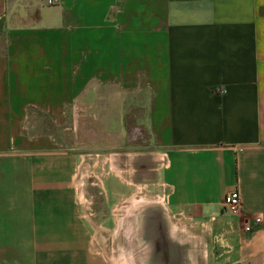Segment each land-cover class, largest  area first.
I'll list each match as a JSON object with an SVG mask.
<instances>
[{
	"label": "crops",
	"instance_id": "0c3cea01",
	"mask_svg": "<svg viewBox=\"0 0 264 264\" xmlns=\"http://www.w3.org/2000/svg\"><path fill=\"white\" fill-rule=\"evenodd\" d=\"M172 241L264 264V0H0V264H172Z\"/></svg>",
	"mask_w": 264,
	"mask_h": 264
},
{
	"label": "rangeland",
	"instance_id": "374dc122",
	"mask_svg": "<svg viewBox=\"0 0 264 264\" xmlns=\"http://www.w3.org/2000/svg\"><path fill=\"white\" fill-rule=\"evenodd\" d=\"M129 131H130V136H136V133L135 132L132 133L131 129H129ZM147 202H153V201H152V199H149ZM151 204L147 203L145 205L146 207L144 208V214L143 215L147 216L148 220H151V224H153V229L158 230V232H157V233H159L158 237H160L162 240H164V235L166 233V226L164 224V219H163V217H164L163 209L159 204L155 203V201H154V203H151ZM172 222H177V221L172 218ZM164 243H167V242L164 241ZM168 251L172 252V264H176L177 263L176 259H178L179 262L182 261V254L185 251V247L183 245H179V244L175 243L174 241H172L171 250L169 248ZM120 253H119V255H120Z\"/></svg>",
	"mask_w": 264,
	"mask_h": 264
},
{
	"label": "built area",
	"instance_id": "2783aa9c",
	"mask_svg": "<svg viewBox=\"0 0 264 264\" xmlns=\"http://www.w3.org/2000/svg\"><path fill=\"white\" fill-rule=\"evenodd\" d=\"M46 6H53L56 3V0H43ZM223 209L230 215H239L241 213V202L240 197L237 191H232L227 193L223 198ZM261 218L255 216L252 218L251 222H245L243 226V232L245 234H250L257 228L261 226Z\"/></svg>",
	"mask_w": 264,
	"mask_h": 264
},
{
	"label": "bare ground",
	"instance_id": "6f19581e",
	"mask_svg": "<svg viewBox=\"0 0 264 264\" xmlns=\"http://www.w3.org/2000/svg\"><path fill=\"white\" fill-rule=\"evenodd\" d=\"M148 203H149V202H148ZM151 203H152V202H151ZM151 203H150V204H151ZM151 205H152V204H151ZM136 208H137V207H136ZM136 208H135V209H136ZM151 208H152V207H151ZM135 209H134V210H135ZM150 210H151V209H150ZM135 211H136V210H135ZM164 212H165V211H164ZM162 213H163V212H162ZM142 215H143V214H142ZM165 216H166V215H165ZM149 221H150V220H149ZM122 223H123V222H122ZM148 225H149V224H148ZM172 229H174V226H172ZM147 235H148V234H147ZM119 256H123V255L120 253Z\"/></svg>",
	"mask_w": 264,
	"mask_h": 264
},
{
	"label": "flooded vegetation",
	"instance_id": "af4514ba",
	"mask_svg": "<svg viewBox=\"0 0 264 264\" xmlns=\"http://www.w3.org/2000/svg\"><path fill=\"white\" fill-rule=\"evenodd\" d=\"M128 227H129V224H128ZM129 263H130V264H133V263L131 262V260H129Z\"/></svg>",
	"mask_w": 264,
	"mask_h": 264
}]
</instances>
